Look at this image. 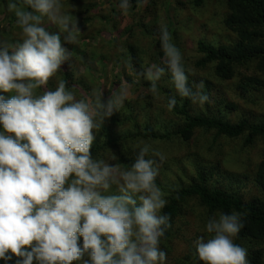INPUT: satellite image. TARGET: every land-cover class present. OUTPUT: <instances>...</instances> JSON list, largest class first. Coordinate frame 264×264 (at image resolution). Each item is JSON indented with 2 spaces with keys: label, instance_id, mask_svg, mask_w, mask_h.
Listing matches in <instances>:
<instances>
[{
  "label": "clouds",
  "instance_id": "9594fccd",
  "mask_svg": "<svg viewBox=\"0 0 264 264\" xmlns=\"http://www.w3.org/2000/svg\"><path fill=\"white\" fill-rule=\"evenodd\" d=\"M145 0H136L139 7ZM23 4L29 10L20 6ZM127 16L131 0H119ZM22 29L16 44L0 43V261L9 264H167L161 238L171 226L167 201L156 183L164 156L144 144L127 167L93 153L97 133L129 96L122 82L111 95L78 99L57 77L69 61L65 45L78 42L80 28L63 0H8ZM45 20L57 27L50 32ZM162 64L143 70L150 91L167 73L175 95L193 105L210 103L204 80L189 85L180 49L165 24L159 26ZM195 89V90H193ZM151 153V158H149ZM243 213L220 212L194 241L202 264H250L235 243ZM82 238V240H81Z\"/></svg>",
  "mask_w": 264,
  "mask_h": 264
},
{
  "label": "trees",
  "instance_id": "16d2710c",
  "mask_svg": "<svg viewBox=\"0 0 264 264\" xmlns=\"http://www.w3.org/2000/svg\"><path fill=\"white\" fill-rule=\"evenodd\" d=\"M147 12L157 11L161 17L159 4L162 0H146ZM207 0L189 1L194 7H201ZM133 6L136 0H131ZM179 2V5H184ZM25 10L27 7L20 4ZM227 15L224 20L226 28L234 33L227 43L216 47L206 39L197 42L196 49L203 58L199 60L198 66L212 67L215 69L213 76L217 81H243L244 86L251 89L263 91L264 94V0H227ZM0 9L6 13L7 2L0 0ZM89 10V8H88ZM11 19L17 21L14 16ZM156 23V21H155ZM149 34L147 25H143ZM111 29V26H109ZM107 28L109 31H111ZM172 42L181 47V42L177 40L173 28L168 26ZM16 35V34H15ZM21 37L22 33H18ZM95 38V37H93ZM14 39V38H12ZM10 39V41L12 40ZM114 41L108 42L110 46L115 45ZM139 44L132 46L126 57L127 65H137L140 68L141 77L131 81L126 77L121 81L131 84L132 92L138 93L137 99L122 106L112 117L102 123L97 133L96 142L93 145V153L99 159L107 160L116 154L119 155V165L130 166L135 159L139 147L144 144L151 146V149L165 155L171 150V143L181 146L182 143L189 147L198 140V134L204 132L203 137L213 134V139L208 151L213 155L210 162H205L196 157L190 160L192 169L189 174L180 175L181 169H170L168 163L164 162L160 166L156 183L160 187L167 204L162 213L170 218V227L166 230L165 236L161 238L160 247L167 253V264H202L198 262L193 241L198 236L207 237L204 231L205 223L209 217L220 212L231 213L232 211L243 213L244 227L241 229L235 243L247 249L250 264H264V150L255 167V181L258 196H253L246 201L242 196L230 192L223 187V181L219 178L221 170V155L223 152L215 148L218 141L221 145H231L233 142L243 143L246 155L253 147L262 143L264 146V119L258 123H252L246 119L233 122L226 116L227 109L231 105L223 101L218 106H214L211 112L204 109L196 110L188 99H181L176 96L177 104L172 111L166 109L167 99L175 95V90L171 84V77L165 74L158 82L159 96L162 97V107L156 102V97L150 91V82L143 78L142 72L152 63L139 61ZM71 46L67 45L70 49ZM80 49H85L80 46ZM153 63L162 64L163 53L160 48L159 38L153 49ZM137 54V55H136ZM101 67H107L105 55H96ZM138 56V57H137ZM89 69H91L89 67ZM73 73H66L65 81L67 87L71 88ZM95 84L104 86L109 79L94 77ZM120 80V78H119ZM120 83V84H121ZM93 84V83H92ZM47 87H50V82ZM76 90H82L89 98L90 87L85 82L75 86ZM92 89V88H91ZM107 90V88H104ZM117 91L115 86L108 87L103 96L111 95ZM145 91V93L143 92ZM86 96V98H87ZM222 106H226L221 108ZM221 108V109H220ZM231 109H234L233 106ZM218 110L217 112H215ZM151 158V153H149ZM164 158L170 159L169 156ZM247 159H250L249 157ZM238 172L239 170H233ZM196 219V224L191 225L190 219ZM193 218V219H194ZM185 225V227H183ZM188 231V239L185 240L188 246L185 258L174 261L171 256L173 242L178 238L181 240V233ZM195 234L189 239L191 229ZM14 257L10 264H15Z\"/></svg>",
  "mask_w": 264,
  "mask_h": 264
},
{
  "label": "rangeland",
  "instance_id": "374dc122",
  "mask_svg": "<svg viewBox=\"0 0 264 264\" xmlns=\"http://www.w3.org/2000/svg\"><path fill=\"white\" fill-rule=\"evenodd\" d=\"M189 1L191 2L192 0H162L159 4L158 11L161 15L159 17L157 11L151 10L147 12L146 0L139 7L137 4L135 6L131 4L127 16L121 14L118 8L119 0H63V10L78 24L81 31L78 36V42L69 45L71 46L69 49L71 52L70 66L67 64L63 65L57 77L50 80V87L48 88L54 90L56 80L63 79L65 81L66 73H73L72 87L68 88L73 91L78 99H83L87 95L82 90L74 88L82 85L83 82L90 87V94L93 95L94 92H105L108 87L113 86L118 91L121 81L126 77H129L131 81L140 79V68L137 65H127L125 63L128 61L126 54L131 52L132 46L139 44L138 54L141 58L139 61L154 64L153 49H155V43L159 38L158 29L161 24H165L167 27L173 28L178 38L177 40L181 42V47L176 46L181 51L184 67L189 75V85L192 86L200 80L205 82L202 91L209 95L210 103L203 106L193 105L196 110L204 109V112L205 110L211 112L214 106L219 105L218 102L221 104L224 101L227 106L231 105L226 110V116L233 122L246 119L252 123H258L263 120V91L251 89L249 86L245 87L246 83L243 81L231 80L220 83L213 76L214 68L198 66L199 60L203 58V55L199 54L196 49L198 41L206 39L218 47L222 43H227L234 36V33L229 31L224 24L228 10L226 8L227 0H207L199 8L188 3ZM179 2H184L185 4L179 5ZM14 16V13L9 11L4 13L0 9V43L6 45L16 44L22 40V36L18 35V33H22V29L17 21L13 22V19H11ZM144 24L148 26L149 34L145 31ZM44 26L52 33L58 32L57 27L47 23L46 20ZM109 26H111V29ZM10 39L12 40L10 41ZM111 40L115 42V45L110 46L108 44ZM65 46L67 47V45ZM80 46H84L85 49H80ZM93 53L98 56L105 55L107 67L102 68L99 59H95ZM104 75L105 78L109 79V82L104 86L101 85L100 87L93 82L97 81L94 79L95 76L103 79ZM103 81L105 80L103 79ZM128 85L129 96L122 106L127 104L126 101L133 103L138 96V93L132 92L131 84L128 83ZM104 88H107V90ZM143 92L145 93V91ZM0 95L5 96L7 99L11 94L0 92ZM87 98L89 97L87 96ZM155 102L162 107L161 96L156 98ZM232 106L234 109H231ZM223 107L226 106L221 108ZM203 134L205 133H199L197 137L199 139L189 147H186L184 143L181 146L171 143V150L163 155L170 157L169 160L165 158L170 169L179 168L181 169L180 175L189 174L192 169L190 160L196 157L205 162L212 160L213 155L208 152L210 151L208 147L213 139V134L207 137H203ZM242 141L223 146L218 141L215 143V148L223 152L220 159L221 166L226 168V170H221L222 174L218 179L221 178L225 189L242 196L248 201L251 197L260 194L254 174L264 146L259 143L249 150L246 155ZM248 157L250 159H247ZM119 160V155L116 154L113 157L111 155L108 156L106 162L119 164ZM233 170L239 171L235 172ZM193 218L190 219L191 225L196 224V219ZM187 233L188 231L185 228L184 232L181 233V240L179 241L176 238L175 243L173 242L175 248H173L171 256L174 261L175 259H184L186 252H188V246L185 241L188 239ZM194 234L195 231L192 228L189 239ZM183 237L185 238L184 241ZM0 264H3V261H0Z\"/></svg>",
  "mask_w": 264,
  "mask_h": 264
}]
</instances>
